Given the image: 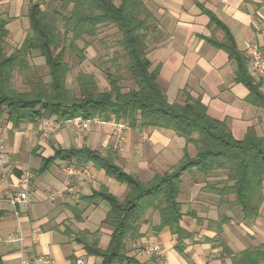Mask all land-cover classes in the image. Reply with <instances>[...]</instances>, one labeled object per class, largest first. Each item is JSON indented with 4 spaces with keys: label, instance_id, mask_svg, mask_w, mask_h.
I'll use <instances>...</instances> for the list:
<instances>
[{
    "label": "crops",
    "instance_id": "1",
    "mask_svg": "<svg viewBox=\"0 0 264 264\" xmlns=\"http://www.w3.org/2000/svg\"><path fill=\"white\" fill-rule=\"evenodd\" d=\"M25 2L4 0L0 5L20 12ZM144 2L153 14L144 30L147 57L153 67L160 66L158 82L168 99L181 103L183 91L188 90L201 98L210 116L226 122L235 138L243 139L250 127L264 135V108L247 100L249 90L236 79L235 60L207 39L222 40L224 36L221 29L211 25L208 12H212L230 29L237 47L248 57L251 48L264 56V0ZM27 13L28 9L25 16ZM7 26L13 46L19 47L28 35L23 18H14ZM248 68L262 81L264 92V75L255 74L249 61ZM52 121L60 122L52 117L16 128L5 118L0 119V211L4 213L0 218V264H19L22 248L36 259L35 264H46L39 258L55 264L102 263L101 257L90 255L77 240L85 231L99 230V246L105 249L110 242L113 228L103 221L111 206L106 200L90 198L106 189L124 199L128 186L96 164L76 159H55L40 172L43 158L55 156L58 148L98 150L143 182L172 171L186 151L196 154L195 147L171 129L130 126L114 119L91 121L88 128L77 129L62 121L49 137H44L46 122ZM67 166L76 171L69 174ZM26 172L32 175L31 201L13 206L7 195L20 188V178ZM227 179L225 170H216L210 176L185 171L178 197L185 235L179 238L169 227L156 231L160 215L150 209L137 225L136 236L126 239L128 254L141 264H232L234 254L264 243V201L260 215L245 220L235 204V195L221 191ZM12 235L23 239L11 241ZM155 241L160 242L162 255L139 253ZM79 259L82 263H77Z\"/></svg>",
    "mask_w": 264,
    "mask_h": 264
},
{
    "label": "trees",
    "instance_id": "2",
    "mask_svg": "<svg viewBox=\"0 0 264 264\" xmlns=\"http://www.w3.org/2000/svg\"><path fill=\"white\" fill-rule=\"evenodd\" d=\"M208 14L211 25L221 29L224 36L222 40L207 39L235 60L236 79L249 90L247 100L264 108L262 81L249 71L248 55L237 47L230 29L212 12ZM27 16L30 32L19 47L9 49L7 25L11 18L0 14V119L5 118L16 128L52 117L60 122L76 117L114 119L130 126L171 129L196 149L195 155L186 151L172 171L156 174L149 182L127 173L110 155L89 147L58 148L55 156L43 158L40 172L55 159H76L96 164L128 186L124 199L106 189L90 198L109 202L111 209L103 223L113 228L105 249L99 246V230L85 231L77 238L90 255L101 257V264H141L128 254L126 239L136 236L137 225L150 209L160 215L156 231L169 227L179 238L184 236L178 197L185 171L210 176L216 170H225L228 179L222 193L235 195V204L245 220L260 215L264 201V135L250 127L243 139L235 138L226 122L210 116L201 98L188 90L183 91L181 103L168 99L158 82L160 66L153 67L147 57L144 30L153 14L144 0H49L45 8L40 2H32ZM110 24L120 37L118 49L106 61L111 66L101 67L109 87L100 89L95 74L83 70L77 73V85L71 87L69 57L75 55L82 64L88 48L100 40L101 28ZM34 53L44 58L48 80L31 62ZM18 73L25 77L27 88L16 86ZM126 73L134 83L130 88L123 84ZM3 215L0 211V218ZM232 264H264V243L234 254Z\"/></svg>",
    "mask_w": 264,
    "mask_h": 264
},
{
    "label": "rangeland",
    "instance_id": "3",
    "mask_svg": "<svg viewBox=\"0 0 264 264\" xmlns=\"http://www.w3.org/2000/svg\"><path fill=\"white\" fill-rule=\"evenodd\" d=\"M32 2H40L45 8L48 5L49 0H26L20 12H14L13 9L9 7L8 5L2 4L4 6L0 5V14L7 13L8 16L11 15L10 21L14 18H23L25 29L29 33L30 30L28 26V16L27 15L25 16V14H26L27 9L29 10V7ZM15 14H17L18 16H16ZM119 37H120V33L115 26L111 24L105 25L101 28L100 35H99L100 40L97 39L93 43V45H91L88 48L87 59L82 64L79 63V60L75 55L70 56L69 60L71 62L73 70L68 78V84L71 87L77 85V78H76L77 73L80 70H83L88 73H94L98 81L99 88L102 90L107 89L109 87V83L105 77L104 72L102 71V68H108L111 66V63L110 62L106 63V61L113 54V52L118 49V47L116 46V42ZM10 38L12 37H10V34H9V41H8L9 49H11L13 46L12 39ZM79 45L83 46L84 44L82 41H79ZM15 47H18V45ZM31 62L33 63L35 68L39 70V72L43 75V77L46 80H48L49 79L48 69H47V66L45 65L44 58L41 57L40 55L38 56L37 53H34L31 57ZM129 77H130L129 74L126 73L125 79L123 81V84L125 85L126 88H130L134 86L133 81L129 79ZM15 83L17 87L22 88V89H25L28 87L25 81V77H23L21 73L17 74ZM98 120L101 121L102 119L96 118L95 120H92V121H98Z\"/></svg>",
    "mask_w": 264,
    "mask_h": 264
},
{
    "label": "built area",
    "instance_id": "4",
    "mask_svg": "<svg viewBox=\"0 0 264 264\" xmlns=\"http://www.w3.org/2000/svg\"><path fill=\"white\" fill-rule=\"evenodd\" d=\"M249 66L251 70L257 74V75H264V56L258 51L256 48L250 49V55H249ZM96 119V118H95ZM95 119H84L82 117H76L71 120H68L67 122L72 123L74 127L77 129L80 128H88L90 125V122ZM61 122H46V125L43 129L42 135L44 137H49L52 132H54L59 126ZM66 170L69 174H73L76 169L72 166H67ZM31 173L26 172L21 178H20V188L15 190L12 189L7 195V200L10 204L13 206H17L19 204L23 203H29L31 201V196L29 193L30 189V180H31ZM11 241H21L23 238L22 236L12 235L9 237ZM22 257L20 259L19 264H35L36 259L29 257L27 255V249L22 248ZM140 254H149V255H162V247L160 242L155 241V243L151 246H147L143 249H140ZM40 260L44 261L46 264H55L53 261L39 258ZM77 263H82V260H77Z\"/></svg>",
    "mask_w": 264,
    "mask_h": 264
}]
</instances>
